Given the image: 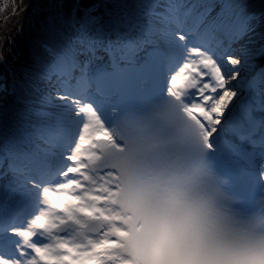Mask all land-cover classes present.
<instances>
[{"label": "snow or ice", "instance_id": "obj_1", "mask_svg": "<svg viewBox=\"0 0 264 264\" xmlns=\"http://www.w3.org/2000/svg\"><path fill=\"white\" fill-rule=\"evenodd\" d=\"M213 7L212 0L117 2L95 28L81 25L74 33L55 34L37 77L23 85L20 106L0 113V162L8 161L7 168L0 167V196L20 186L21 174L55 180L65 161H78L83 147L101 134L97 118L132 93L177 98L199 124L208 155L226 178L264 188V123L241 103L237 77L243 64L233 47L247 31L249 42L258 39L260 46L245 51L244 62L264 55V31H255L251 0H221L214 15ZM259 19L264 23V8ZM97 40H106L110 63L89 62L73 86L75 44L86 42L91 49ZM9 227L0 220V264H20ZM63 247L69 255L55 257L37 248L41 264L71 262L73 254L92 257Z\"/></svg>", "mask_w": 264, "mask_h": 264}, {"label": "clouds", "instance_id": "obj_2", "mask_svg": "<svg viewBox=\"0 0 264 264\" xmlns=\"http://www.w3.org/2000/svg\"><path fill=\"white\" fill-rule=\"evenodd\" d=\"M99 166L115 206L177 264H264V203L237 207L224 190L199 124L174 97L117 117Z\"/></svg>", "mask_w": 264, "mask_h": 264}, {"label": "bare ground", "instance_id": "obj_3", "mask_svg": "<svg viewBox=\"0 0 264 264\" xmlns=\"http://www.w3.org/2000/svg\"><path fill=\"white\" fill-rule=\"evenodd\" d=\"M52 11L49 14L42 15L36 14L37 19H32L24 22L21 29L10 36L13 41L11 43L7 42L6 38L0 37V66L7 65L9 67V72L4 73L3 81H0V84L7 81V83H12L17 88L16 90L20 91V96L24 93L23 85L27 84L30 80L37 77L41 63L45 60L47 53L40 48V44L45 40L43 37H46L48 41L51 42L52 37L59 33L63 32L65 34L74 33L76 29L80 28L81 25L92 28L93 23L98 21L102 23L108 16V12L111 6L117 2H126L132 3L135 0H50ZM35 0H4V3L7 5L12 4V7L18 8L21 7L23 10L16 14L12 19L8 20L7 27L13 29L20 21L25 11L30 8ZM182 3H189L190 0H181ZM214 6H217L218 0H212ZM256 4H252L254 8ZM261 4L257 2L256 6ZM80 6V7H79ZM220 7V6H219ZM256 12V11H255ZM256 19L258 15H256ZM237 39V38H236ZM256 39V38H255ZM12 44L13 53L6 50L8 46ZM260 43L257 39L255 43H250L249 40L244 44V46L235 45L234 55L239 58L243 64L241 71L237 77L240 81V87L238 88V94H243V87L248 85L247 83L253 82L258 83L264 88V55L259 53L255 55H250L247 62L245 63V51L251 53L253 48H258ZM15 47V48H14ZM243 47V49H241ZM76 54L83 52L81 48V43L78 42L75 44ZM12 59L13 61H9ZM19 59V60H18ZM15 61H19L15 64ZM22 62V63H21ZM2 73H0L1 75ZM78 70L72 72V77L80 76ZM251 82V83H252ZM47 82H45L46 84ZM234 83V82H233ZM250 84V83H249ZM43 86V85H42ZM58 86V85H57ZM0 91L2 89L0 88ZM235 99V97H234ZM18 103V101H17ZM16 103V104H17ZM13 102L10 101L6 104L1 103L0 113L4 109H11ZM96 129L99 133L95 138H101L104 136L108 130V125L105 120L97 118ZM94 141L90 144H86L81 154L83 156L92 155L94 151ZM32 179V178H31ZM20 183L23 184L27 189L31 191L39 192V188L36 184H32L30 179L21 178ZM78 182L72 187L70 192L63 191L61 194H52L50 191L47 195V201L49 202V207L43 210V213L38 217V222L40 225L44 226V234L47 236L49 233L50 227L55 222H60V220L65 219L75 213V210H82V207H90L94 203V198L96 196L109 197L112 194V190L109 189L107 181H93L92 187L88 188L87 192H83L80 188ZM25 187H23L25 189ZM78 188V190H75ZM100 194V195H99ZM0 198L15 200L17 195L14 193L12 188H9L4 192ZM19 199V198H18ZM21 200V199H20ZM44 219H41V218ZM36 224V222H34ZM36 230V228H35ZM105 242H108L107 238H101L96 241V243L89 242L84 245L83 242L77 243L74 242L71 238H61L48 240L47 247L49 248L52 256L63 257L69 255L67 252L65 255L63 251L66 249L63 246H68L72 249H75L78 253H92V257L87 256L78 257L73 254V259L82 261L85 263L87 260L92 258L101 259L100 256L105 254L107 256H112L113 253L110 249L105 246L102 249L97 250L96 246L105 245ZM26 264V263H24ZM61 264H69V262L61 261Z\"/></svg>", "mask_w": 264, "mask_h": 264}, {"label": "rangeland", "instance_id": "obj_4", "mask_svg": "<svg viewBox=\"0 0 264 264\" xmlns=\"http://www.w3.org/2000/svg\"><path fill=\"white\" fill-rule=\"evenodd\" d=\"M257 2H259L261 5L256 6ZM251 3L253 5L256 4L254 6V9L258 10L264 8V0H251ZM21 10H23L21 7L14 8L12 7V4L7 5V3H4V0H0V37L2 36L6 38L7 42L9 43L13 41V39L10 36H12L14 33L19 31V29H21V26L22 24H24V22L38 18L37 15H35V13L42 15V17L44 16V14H49V12L52 11L51 1L35 0V2L32 5H30V8L27 11H25L24 15L21 18V21L13 29L8 28L7 27L8 20L12 19L16 14H19ZM255 31L257 34H259L261 31H264V23L261 22L258 26H256ZM249 36L245 40V42L241 40L239 42V45L244 46V44L249 40ZM43 39L48 41L46 37H43ZM241 49H243V47ZM6 50H9L8 52L13 53L14 50L12 44L8 46ZM9 61H13V60L10 59ZM18 62L19 61H15V64H17ZM8 70H9L8 64L5 66L4 65L0 66V73H7ZM8 102H9V96L6 95L5 92H0V109H1V103L6 104ZM19 106L20 104H18L16 107Z\"/></svg>", "mask_w": 264, "mask_h": 264}]
</instances>
